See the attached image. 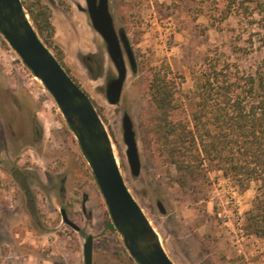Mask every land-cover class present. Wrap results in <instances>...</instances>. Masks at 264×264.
Listing matches in <instances>:
<instances>
[{
    "label": "rangeland",
    "instance_id": "rangeland-1",
    "mask_svg": "<svg viewBox=\"0 0 264 264\" xmlns=\"http://www.w3.org/2000/svg\"><path fill=\"white\" fill-rule=\"evenodd\" d=\"M22 1L38 33L28 5L35 4L36 11L47 8L51 44L49 35H39L55 55L59 47L65 69L92 98L127 186L171 259L176 264H264V239L246 227L261 181L242 186L213 169L206 197L195 201L169 178L174 167L165 163L156 140L150 135L151 142H145L141 132L153 108L147 94L152 67H171L181 82L174 117H190L197 102L196 77L209 62L243 76L264 60L258 27L234 16L222 19L224 0H110L116 28L126 31L138 63L136 71L128 65L121 101L113 105L100 87L116 70L104 39L79 8L87 7L86 0ZM88 54L98 56L99 78L82 62ZM126 111L138 132V177L126 155ZM63 209L80 230L63 220ZM109 220L93 171L55 98L0 32V264H85L89 235L94 237L93 264H138L121 234L108 227Z\"/></svg>",
    "mask_w": 264,
    "mask_h": 264
},
{
    "label": "trees",
    "instance_id": "trees-1",
    "mask_svg": "<svg viewBox=\"0 0 264 264\" xmlns=\"http://www.w3.org/2000/svg\"><path fill=\"white\" fill-rule=\"evenodd\" d=\"M222 19L234 16L259 29L264 49V1L224 0ZM28 10L39 33L53 34L47 8ZM56 57L65 67L63 53L55 46ZM147 94L153 105L149 124L141 125L143 140L152 136L169 167V178L185 194L199 201L210 185L209 172L221 171L242 186L262 183V192L246 216L250 233L264 239V60L252 72L237 76L230 67L209 62L196 77L197 102L190 117L176 119L177 94L181 82L169 65L151 68ZM181 79L182 75L178 76ZM206 197V196H205ZM108 227L117 230L109 220Z\"/></svg>",
    "mask_w": 264,
    "mask_h": 264
},
{
    "label": "water",
    "instance_id": "water-1",
    "mask_svg": "<svg viewBox=\"0 0 264 264\" xmlns=\"http://www.w3.org/2000/svg\"><path fill=\"white\" fill-rule=\"evenodd\" d=\"M86 4V8H79L89 14L94 29L104 39L107 52L118 70V76L107 84V99L110 104L117 105L128 75L123 51V44L126 48L130 46L128 36L123 28L117 30L110 0H86ZM0 32L55 98L93 171L112 222L134 260L138 264H176L128 188L110 133L92 98L42 40L22 0H0ZM86 56H83L82 62L90 71ZM93 62L97 74H92V77L96 79L101 76V65L96 57ZM122 127L128 163L132 175L138 177L142 170L138 132L127 111L123 114ZM62 216L68 225L80 230L64 209ZM93 253L94 237L89 235L84 243L85 264H93Z\"/></svg>",
    "mask_w": 264,
    "mask_h": 264
},
{
    "label": "flooded vegetation",
    "instance_id": "flooded-vegetation-1",
    "mask_svg": "<svg viewBox=\"0 0 264 264\" xmlns=\"http://www.w3.org/2000/svg\"><path fill=\"white\" fill-rule=\"evenodd\" d=\"M128 40H129V38H128ZM129 43H130V41H129ZM123 51H124V58H125V62H126V65H127V69H128V65L130 66V68L131 69H136L137 68V65H138V63H137V57H136V55H135V53H134V50H133V46H132V44L130 43V46L128 47V48H126L125 46H124V44H123ZM109 55V54H108ZM94 57H98V56H86V58H85V60L87 61V63H88V66H89V68H90V72H91V74H97V70H96V68H95V66H93V64H94V62H93V58ZM109 58H110V56H109ZM98 59V58H97ZM111 59V58H110ZM112 60V59H111ZM99 61V60H98ZM113 62V61H112ZM113 64H114V62H113ZM114 68H115V70H116V72H111V74L109 73V74H107V76H106V83H105V86H103V87H100V90H104V92H105V94H106V97H107V84H108V82L110 81V80H113L114 78H116L117 76H118V70H117V68H116V66H115V64H114ZM34 124V125H33ZM36 123H34V121H32V131L33 130H36V128H37V126L35 125ZM13 174H14V176L16 177V173L18 172V170H17V168H14L13 169Z\"/></svg>",
    "mask_w": 264,
    "mask_h": 264
}]
</instances>
